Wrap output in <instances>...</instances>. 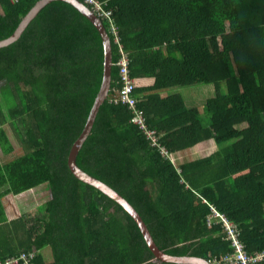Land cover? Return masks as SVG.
Instances as JSON below:
<instances>
[{"label": "trees", "instance_id": "obj_1", "mask_svg": "<svg viewBox=\"0 0 264 264\" xmlns=\"http://www.w3.org/2000/svg\"><path fill=\"white\" fill-rule=\"evenodd\" d=\"M38 1L0 0V40ZM97 1L112 12L138 106L170 160L131 123L129 107L112 101L121 51L102 18L112 86L78 165L125 197L170 254L210 261L231 251L222 225L208 221L212 206L238 222L249 252L264 249V0ZM103 69L99 31L60 0L0 48V150L15 151L12 136L22 147L0 157V263L36 251L30 264H177L158 260L134 219L69 168ZM193 84L214 85L206 120L171 91ZM45 184L43 213L29 220L17 196Z\"/></svg>", "mask_w": 264, "mask_h": 264}, {"label": "water", "instance_id": "obj_2", "mask_svg": "<svg viewBox=\"0 0 264 264\" xmlns=\"http://www.w3.org/2000/svg\"><path fill=\"white\" fill-rule=\"evenodd\" d=\"M58 0H39L35 6L30 10V12L20 21L16 30L9 37L0 40V48L9 46L19 40L20 37L23 36L27 28L34 21V19L41 13V11L46 8L52 2ZM71 4L75 7L82 15H84L87 19H89L93 25L99 31L103 46H104V69H103V79L100 90L95 98L93 106L90 110L89 116L87 118L86 124L83 128L82 133L70 147V151L68 154V165L73 173V175L81 180L82 182L89 184L96 189H98L101 193L110 197L115 202H117L135 221L137 226L139 227L145 242H147L155 253L156 258L162 262L168 263H177V264H212L208 259L202 258V256L198 255H174L166 252L164 249L160 248L157 241L155 240L153 234L148 229L147 224L144 222L143 218L140 216L138 211L134 208V206L123 197L118 191L112 188L110 185H107L100 179L94 177L93 175L87 173L80 167L77 163V155L79 153L80 148L83 146L84 142L88 138L96 116L98 114L100 106L106 101L107 97H109V93L111 91L112 86V75H113V44L112 39L107 32L102 19L86 4L81 2L80 0H60Z\"/></svg>", "mask_w": 264, "mask_h": 264}, {"label": "built area", "instance_id": "obj_3", "mask_svg": "<svg viewBox=\"0 0 264 264\" xmlns=\"http://www.w3.org/2000/svg\"><path fill=\"white\" fill-rule=\"evenodd\" d=\"M91 9L102 19H109L111 22L110 29L115 36L116 42L119 44L121 56L117 61L120 67V84L121 87L115 91V96L112 99L114 103L124 104L131 110V123L136 125L145 138L149 141L150 145L156 149L161 155L170 160L167 148L161 143L157 130L151 128L146 120L144 111L138 106V99L135 94V80L130 73V57L128 52L125 51L120 43L121 39L117 31V25L112 17V12L105 10L103 4L97 0H85ZM210 224L217 222L221 224L224 230V237L230 242L232 247L231 251L222 255H216L210 262L212 264H261L264 263V249L249 252L246 248L245 242L241 237V228L238 222L227 216L219 208L212 206V213L208 217ZM35 251V250H34ZM35 252L30 254L23 253L20 259L6 260L0 264H18L22 260L24 264H30Z\"/></svg>", "mask_w": 264, "mask_h": 264}, {"label": "rangeland", "instance_id": "obj_4", "mask_svg": "<svg viewBox=\"0 0 264 264\" xmlns=\"http://www.w3.org/2000/svg\"><path fill=\"white\" fill-rule=\"evenodd\" d=\"M174 89H178V92L182 94L186 105H188L189 107L200 108L206 120V116L204 114L206 113L204 111L205 101L207 97L214 95L215 93L214 85L212 84H193L192 86H189V87H175L172 90ZM243 126L244 124L237 125L238 128H241ZM6 128L7 130L11 132V128L8 125H6ZM12 138H13V142L15 146V151H13V153H11L10 155H5L0 150V157L2 158V160L7 159L12 156H16L20 151H22V147H20L17 140L14 139L13 136ZM46 189H48V186L45 184L36 189H31L29 191H26L24 195L18 197L20 207H22V210L26 211L27 213L26 215L27 219L32 220L36 217V215H39V214L41 215V213H43L41 209L43 206L42 205L39 206L38 204L40 203V199L41 198L43 199V197L46 195L45 194ZM29 207L31 208L28 212Z\"/></svg>", "mask_w": 264, "mask_h": 264}, {"label": "crops", "instance_id": "obj_5", "mask_svg": "<svg viewBox=\"0 0 264 264\" xmlns=\"http://www.w3.org/2000/svg\"><path fill=\"white\" fill-rule=\"evenodd\" d=\"M143 81H144V80H143ZM143 81H142V80L140 81V84H141V85H143ZM174 92H178V89H174V90H172V93H174ZM178 93L182 96V94H181L180 92H178ZM166 94H167V92H163V93H162V95H166ZM182 98H183V96H182ZM184 102H185V101H184ZM185 104H186V103H185ZM241 125H242V124H241ZM194 155L197 156L198 154H197V153H194ZM25 193H26V192H24V193H22V194H19V195L17 196V199H16V200L19 202L18 197L24 195ZM18 204H19V203H18ZM19 205H20V204H19ZM30 208H31V207L28 208V212H29ZM26 215H27V214H26ZM219 225H220V224H219ZM222 230H223V228H222ZM223 233H224V230H223ZM224 235H225V234H224ZM224 238H225V237H224ZM44 251H45L46 259L49 260V259H50L49 254H51V253L48 252L47 249H46V250H43V252H44ZM51 255H52V254H51Z\"/></svg>", "mask_w": 264, "mask_h": 264}]
</instances>
